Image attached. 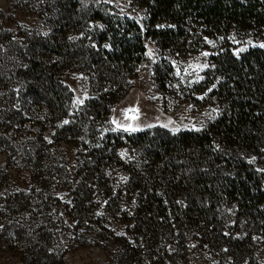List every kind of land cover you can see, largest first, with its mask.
Returning a JSON list of instances; mask_svg holds the SVG:
<instances>
[{"label":"trees","instance_id":"16d2710c","mask_svg":"<svg viewBox=\"0 0 264 264\" xmlns=\"http://www.w3.org/2000/svg\"><path fill=\"white\" fill-rule=\"evenodd\" d=\"M46 1L54 11L44 36L22 40L0 20V248L14 249L19 264H64L60 199L41 188L55 175L70 177L52 146L74 144L81 168L65 215L81 246H111L113 264H191L195 243L216 253V264H259L253 236L264 231V176L248 158L264 154V49L212 57L202 88L217 82L223 113L204 131L153 128L123 141L121 134L97 136L92 118L108 120L126 94L106 81L121 82L144 59L146 36L196 52L207 37L263 31L264 0H141L152 30L115 18L97 45L83 49L66 43L84 18L81 0ZM68 65L88 73L102 94L74 117L63 81ZM124 146L133 159H122Z\"/></svg>","mask_w":264,"mask_h":264},{"label":"rangeland","instance_id":"374dc122","mask_svg":"<svg viewBox=\"0 0 264 264\" xmlns=\"http://www.w3.org/2000/svg\"><path fill=\"white\" fill-rule=\"evenodd\" d=\"M81 3L84 18L77 21L74 31L68 35L66 43L70 45L74 44L82 49L87 44L97 45L98 40L94 38L103 30L106 21L115 18L134 21L144 32L152 30L149 27L146 6L141 0H81ZM51 11H54V8L46 0H0V20L8 26H16L14 29L22 40L35 35H46L52 24ZM202 45L196 52H186L185 49L176 51L166 49L156 38L146 36L144 59L128 72L121 82H116L114 78H108L109 82L106 81L113 91L118 90L120 85L128 90L114 105L108 120L101 122L95 116L92 118L95 121L97 136L121 134L124 141L127 136L153 128L178 133L185 130L204 131L210 127L223 113V104L216 95L217 82L202 88L208 71L213 68L212 57L226 50H231L239 57L251 48L264 49L260 46L264 45V30L246 33L233 30L226 36L207 37ZM102 46L106 44L102 43ZM240 49L244 50L239 51ZM205 53L207 55H204ZM76 67L65 66L63 74L64 83L72 91L69 109L71 117H74L91 96L102 95L100 89L90 86L89 74L79 71ZM209 74L213 75L211 72ZM77 100H83V103L76 104ZM129 126L138 130L124 131V128ZM153 135L155 134H150ZM52 148L55 164H65L70 177L60 179L55 175L41 191L60 199V204L58 201L54 203L59 204L58 215L65 222L58 232L60 246L62 251H65L64 264H113L112 247L105 243H100L99 246H81L77 239L74 240L70 232V222L65 215V208L71 202L76 175L81 168L78 166L80 148L74 144L65 147L54 144ZM132 152L127 146L119 149L122 159H133ZM248 159L264 176V154L258 156L255 153ZM111 176L113 178L115 175ZM123 177V174L118 175L119 179ZM25 182L23 181L19 188H22ZM38 190L40 191V188ZM122 210L128 212L127 207ZM118 214L121 223L125 222L127 215ZM222 214L228 218L227 227L236 228L235 214L231 213V208L224 209ZM253 237L257 261L264 264V231L255 233ZM192 247L191 264H216L213 258L216 253L208 247L196 243ZM15 254L14 249L0 248V264H19Z\"/></svg>","mask_w":264,"mask_h":264},{"label":"snow or ice","instance_id":"6c2138e0","mask_svg":"<svg viewBox=\"0 0 264 264\" xmlns=\"http://www.w3.org/2000/svg\"><path fill=\"white\" fill-rule=\"evenodd\" d=\"M261 47H264V45H260ZM244 49H240L239 51H243ZM204 55H207V53H205ZM206 66V65H205ZM213 87H215V85H213ZM209 91H211V89H209ZM76 104H82L83 103V100H77L75 102ZM65 124L68 123V121H64ZM119 127V125H118ZM138 129L136 128H132V127H127V128H124V131H137ZM113 131H115V129H113Z\"/></svg>","mask_w":264,"mask_h":264}]
</instances>
